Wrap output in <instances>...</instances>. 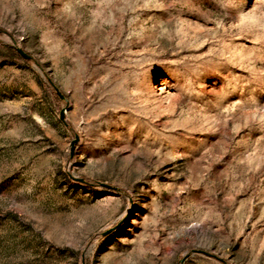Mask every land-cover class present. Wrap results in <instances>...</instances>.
<instances>
[{"label": "rangeland", "instance_id": "obj_1", "mask_svg": "<svg viewBox=\"0 0 264 264\" xmlns=\"http://www.w3.org/2000/svg\"><path fill=\"white\" fill-rule=\"evenodd\" d=\"M0 264H264V0H0Z\"/></svg>", "mask_w": 264, "mask_h": 264}, {"label": "water", "instance_id": "obj_2", "mask_svg": "<svg viewBox=\"0 0 264 264\" xmlns=\"http://www.w3.org/2000/svg\"><path fill=\"white\" fill-rule=\"evenodd\" d=\"M16 50L21 55V57L23 59H25V60H30L31 59V57L28 54H26L21 48H16ZM56 91H57V94L63 99V96L61 95V93L59 92V90L56 89ZM64 118H65V115H64V112L62 111L61 112V120L64 121ZM200 253H202V254H204V255H206L208 257H213L212 255H210L208 253H205V252H200Z\"/></svg>", "mask_w": 264, "mask_h": 264}]
</instances>
